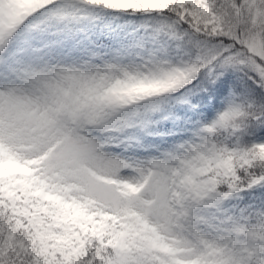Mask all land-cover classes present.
I'll return each instance as SVG.
<instances>
[{
    "label": "snow or ice",
    "instance_id": "snow-or-ice-1",
    "mask_svg": "<svg viewBox=\"0 0 264 264\" xmlns=\"http://www.w3.org/2000/svg\"><path fill=\"white\" fill-rule=\"evenodd\" d=\"M0 264H264V0H0Z\"/></svg>",
    "mask_w": 264,
    "mask_h": 264
}]
</instances>
